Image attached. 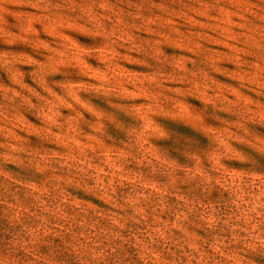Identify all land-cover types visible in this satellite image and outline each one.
<instances>
[{
  "label": "rangeland",
  "instance_id": "rangeland-1",
  "mask_svg": "<svg viewBox=\"0 0 264 264\" xmlns=\"http://www.w3.org/2000/svg\"><path fill=\"white\" fill-rule=\"evenodd\" d=\"M0 264H264V0H0Z\"/></svg>",
  "mask_w": 264,
  "mask_h": 264
}]
</instances>
